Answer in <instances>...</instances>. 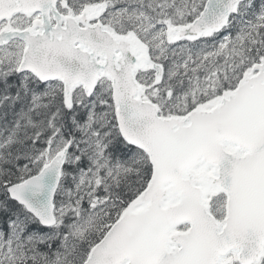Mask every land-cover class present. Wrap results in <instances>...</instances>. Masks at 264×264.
<instances>
[{
  "label": "snow or ice",
  "instance_id": "6c2138e0",
  "mask_svg": "<svg viewBox=\"0 0 264 264\" xmlns=\"http://www.w3.org/2000/svg\"><path fill=\"white\" fill-rule=\"evenodd\" d=\"M0 264H264V0H0Z\"/></svg>",
  "mask_w": 264,
  "mask_h": 264
}]
</instances>
